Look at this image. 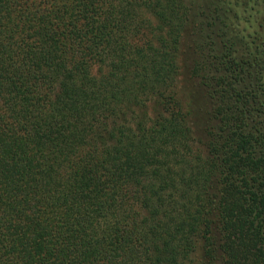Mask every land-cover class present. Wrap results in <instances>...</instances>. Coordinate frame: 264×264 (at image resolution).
<instances>
[{"label":"trees","instance_id":"16d2710c","mask_svg":"<svg viewBox=\"0 0 264 264\" xmlns=\"http://www.w3.org/2000/svg\"><path fill=\"white\" fill-rule=\"evenodd\" d=\"M0 264H264V0H0Z\"/></svg>","mask_w":264,"mask_h":264},{"label":"rangeland","instance_id":"374dc122","mask_svg":"<svg viewBox=\"0 0 264 264\" xmlns=\"http://www.w3.org/2000/svg\"><path fill=\"white\" fill-rule=\"evenodd\" d=\"M184 75V74H182ZM185 87L184 91L186 96L191 99L194 107L193 111V128L196 136L199 135V132H201V128L204 127V121L206 120L205 117V109H207L206 102L203 99L202 93L200 92L199 88H197L194 81L190 78H187L186 76H183L181 81L180 87Z\"/></svg>","mask_w":264,"mask_h":264}]
</instances>
